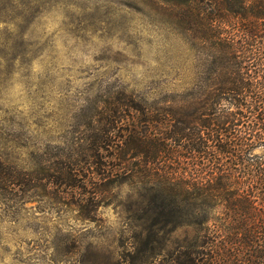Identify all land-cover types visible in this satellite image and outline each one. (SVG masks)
Here are the masks:
<instances>
[{
    "label": "trees",
    "instance_id": "trees-1",
    "mask_svg": "<svg viewBox=\"0 0 264 264\" xmlns=\"http://www.w3.org/2000/svg\"><path fill=\"white\" fill-rule=\"evenodd\" d=\"M192 11V25L185 13L180 24L195 34L202 70L165 78L174 89H99L29 168L0 158V195L56 185L95 219L99 186L130 180L143 185L153 225L199 232L154 264H264V0ZM89 184L92 197L80 190Z\"/></svg>",
    "mask_w": 264,
    "mask_h": 264
},
{
    "label": "rangeland",
    "instance_id": "rangeland-1",
    "mask_svg": "<svg viewBox=\"0 0 264 264\" xmlns=\"http://www.w3.org/2000/svg\"><path fill=\"white\" fill-rule=\"evenodd\" d=\"M181 1L0 0V158L29 168L47 145L62 142L99 89H174L178 81L165 78L202 70L195 34L180 20L185 13L184 27L192 25V7L214 0ZM105 184L97 185L105 190L95 219L56 185L0 195V264H154L199 237L195 227L147 220L143 185ZM85 187L87 197L97 191Z\"/></svg>",
    "mask_w": 264,
    "mask_h": 264
}]
</instances>
